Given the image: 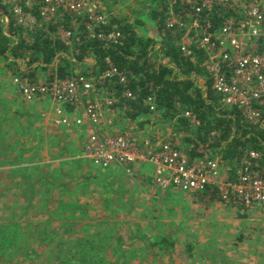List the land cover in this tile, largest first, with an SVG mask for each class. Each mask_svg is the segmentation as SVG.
Instances as JSON below:
<instances>
[{
  "label": "built area",
  "instance_id": "built-area-1",
  "mask_svg": "<svg viewBox=\"0 0 264 264\" xmlns=\"http://www.w3.org/2000/svg\"><path fill=\"white\" fill-rule=\"evenodd\" d=\"M168 2V26L183 27V39L188 40L180 45L182 55L188 58L191 55L190 46L196 45L206 57L211 90L219 97L220 105L237 110L251 125L260 124L258 106L264 103L263 0ZM0 5L8 10L22 29L55 24L59 15H68L70 26L75 29L58 24L53 33L55 39L66 47L80 44L82 37L86 41L98 38L109 45H121V36L117 32L96 33L97 29L107 24L109 16L102 9L99 13L96 5L87 0H0ZM36 6L37 11L29 10ZM176 6L186 12L188 19L184 22L172 15ZM214 16L222 20L217 28H213L209 21ZM83 20L85 24L81 31L84 36L79 31ZM60 55L56 56L52 66L57 65ZM107 64L109 68L100 73L92 67L97 75L90 73L85 76L76 68L73 71L75 76L62 81L46 79L34 82L18 77L13 83L26 103L50 106V115L57 127L90 126L93 130L95 126V132L92 131L86 138L80 158L91 167L102 172H119L125 176L118 175L120 179L139 181L140 178L146 186L157 190L176 189L193 195L212 190L222 205L234 209L237 215L250 217L258 213L264 220V178L253 168L258 153H246L236 177L231 179L216 157L191 160L172 136L160 139L146 132L148 128L140 134L135 133L133 126L127 124L123 110L113 109L120 96L108 94L103 89L113 81L127 85L128 78L113 68L109 61ZM146 87L150 92L156 90L149 84ZM132 96L128 87L123 89V98L131 99ZM146 104L148 119H143L149 126L154 118H162V112L157 107L155 96L149 95ZM69 107L73 110L70 111ZM182 115L190 119L191 124H198L190 112H183ZM109 119H115L121 128L113 129ZM144 167H148L150 172L142 174ZM107 172L104 174L107 175Z\"/></svg>",
  "mask_w": 264,
  "mask_h": 264
},
{
  "label": "trees",
  "instance_id": "trees-1",
  "mask_svg": "<svg viewBox=\"0 0 264 264\" xmlns=\"http://www.w3.org/2000/svg\"><path fill=\"white\" fill-rule=\"evenodd\" d=\"M157 1H160L159 5ZM154 3L160 8L149 16L153 23L154 38L141 37L132 24L109 16L107 24L97 29L96 33L117 32L121 36V45H109L98 38L86 41L82 37L80 44L72 47H66L55 39L53 34L58 24L71 30L75 29L70 26L71 19L68 15H59L55 24H42L38 27L22 29L17 26L8 10L0 5V58L13 64L14 69H18V73L20 68L17 65L23 62L24 67L28 69L26 78L34 82L39 81L36 75L37 69L48 73L47 81H62L75 76L73 71L78 66L87 67L89 71H84L85 76L90 73L97 75L87 63L90 59L95 62L93 66L99 73L109 68L107 64L109 61L113 68L123 72L128 78L127 85L113 81L103 88L108 94L120 96L119 103L113 109L123 110L127 124H138L134 126L136 130H140L143 123L139 121L143 118L148 119L147 97L153 95L156 97L157 107L162 112V124L166 128L172 125L175 135L180 134L184 137V143L192 147L189 153L184 149L191 160L203 158L206 152L217 154L219 164H223L230 178L234 179L243 157L249 151H255L259 157L253 163V168L256 174L264 178V103L258 106L262 120L258 125L249 124L235 109L223 108L219 103V97L211 90L204 53L198 50L196 45H192L191 55L184 58L180 51L185 34L184 28L168 26L167 17L170 16L168 0H154ZM29 10L37 11L38 6ZM172 11V15L181 18L182 22L188 19L184 9L176 6ZM3 19L8 21L7 35L2 31ZM209 21L213 24V28H217L222 20L214 16ZM81 24L79 31L83 29L85 21L83 20ZM81 35L84 36L82 31ZM157 48L160 54L164 53L163 58L158 56ZM60 53L62 55L59 56V62L56 66H52L54 59ZM146 84L156 90L150 92ZM127 87L133 93L131 99L122 97L123 89ZM99 92L100 90L98 94ZM68 109L72 111L73 107ZM183 112H190L198 124H191L190 119L183 117ZM90 128L92 130V127ZM95 130L94 126L92 131ZM212 133L217 136H213ZM76 163L79 164L80 160L70 162L72 166ZM52 182L46 179L43 181L46 185ZM209 195L217 196L211 190L204 194H196V197ZM118 215L117 210L111 212L109 220H112L111 225L121 231L119 222L115 220L118 219ZM122 225L131 227L129 224ZM138 229L136 230L139 231ZM132 238V233L127 235L128 241ZM85 245V241L82 240L79 248H85ZM89 249L93 250L94 247L91 245Z\"/></svg>",
  "mask_w": 264,
  "mask_h": 264
},
{
  "label": "rangeland",
  "instance_id": "rangeland-1",
  "mask_svg": "<svg viewBox=\"0 0 264 264\" xmlns=\"http://www.w3.org/2000/svg\"><path fill=\"white\" fill-rule=\"evenodd\" d=\"M87 1L96 7L99 6L108 16H114L122 22L132 24L139 35L146 33L147 38L155 35L153 23L149 22V16L150 13L160 8L155 5L154 0ZM157 2L159 5L160 1ZM183 41L188 40L182 38V43ZM92 67L91 65L90 69H93ZM38 78L43 80L40 75ZM114 122L115 119L111 120L112 125ZM134 125L138 126V124ZM135 126H133L134 131H137ZM31 139L33 140V137ZM49 148L51 146L47 145L46 151H43L44 145L38 138H34L31 150L28 152L19 150L17 155L6 157L9 158L7 161H3L6 158L2 157L0 168L7 167L6 165L14 168L11 171H0V264H58L59 262L61 264H83V262L84 264H202L203 261L209 263L210 255L190 260L186 253L183 254L188 248L194 249L191 244L182 251H176L173 248L172 255H170L171 251L169 254L171 259H168L169 255L164 247L171 243L174 237L161 238L166 240L163 245L164 241L156 240L161 236L150 233L158 227L157 223H153L151 219L154 189L146 190L142 182L128 183L126 178L120 179L125 177L121 174L120 180L114 179L109 182L108 185L112 186L110 191H103V188L98 186L95 191H90V194H87L88 197H85L90 202L85 206L74 204V201L71 202V197L67 200L68 203L64 204L57 198V192L55 196L53 191L47 192L48 189L41 180L49 177L50 180H60L69 176L64 170L62 172L57 170L54 177L49 175L45 167L49 166L51 161L53 165L58 164L57 160H59L57 157H55L56 161L52 160ZM81 156V154L74 155L72 161L80 160V163L75 165L79 170L82 168L78 173L80 176H88L84 179L92 181L98 179L93 175L96 170L102 174L107 172V170L102 172L96 168L94 170L87 162L80 159ZM68 166L72 165L69 163ZM53 171L51 167L50 172ZM15 179L23 181L24 185L17 187ZM74 190L81 192L83 186H76L64 193L74 194ZM105 195L111 196L107 198V204L104 202ZM144 196L147 197L146 202L143 199ZM33 205L34 213H30L28 210L32 209ZM64 208L71 210L63 214ZM75 210L78 211V215L74 214ZM115 210L119 212L118 219L115 220L119 222L121 231L110 224L112 220L105 219ZM64 215H67L66 218H63ZM144 216L147 218L144 219ZM148 221L152 223L147 229L149 235L142 234L139 229V231L136 230L146 226ZM105 223L109 224L106 231L112 226L109 232L113 230V235L110 236L109 233L102 236L100 234ZM122 224H129L131 227ZM259 224L264 225V223ZM166 230H163V233H166ZM131 233L133 238L128 241L127 235ZM260 238L254 247H243L242 250L239 249L240 252L231 249L227 251V255L237 256L243 264H264V235L262 234ZM82 240L86 245L85 248L80 249L78 247ZM153 242L157 243L152 245ZM91 245L94 247L93 250L89 249ZM201 245L204 246L203 251L209 249L212 251L213 248L218 247V243H201ZM176 247H178L177 244ZM170 248L171 245L166 247V249Z\"/></svg>",
  "mask_w": 264,
  "mask_h": 264
},
{
  "label": "crops",
  "instance_id": "crops-1",
  "mask_svg": "<svg viewBox=\"0 0 264 264\" xmlns=\"http://www.w3.org/2000/svg\"><path fill=\"white\" fill-rule=\"evenodd\" d=\"M167 5L169 6V4ZM97 8L100 13L101 11L99 10H101V8L99 6ZM149 22L152 21L149 19ZM7 23V19L2 21V31L5 35H7ZM145 34L146 33H140L139 36L144 37ZM151 38H154V36ZM87 63L92 66L95 65V62L92 59L87 61ZM17 66L20 68L19 73L17 72L18 69H14L15 66L13 64H9V62L7 63L0 58V162H2V157L10 158L13 155L15 156L18 154L17 152H19V150L20 152L24 150L28 152L31 150V144L34 138H38L45 147L43 151H46L47 145L51 146V148H49L51 151H48L51 154L52 160L56 161L57 159H55V157L59 158V160H57L58 164L53 165V162L51 161L49 163L50 165L45 167L49 175L54 177L57 170L58 172L64 170L65 173L69 174L68 177L60 180H50V177L44 178L48 181H53L47 185L46 183H43L44 179L41 180L47 187V192L53 191L54 196L55 192H57V198L64 204H67V200L71 197V202L74 201V204L85 206L90 202H88L85 197H88L87 194H90V191H95L97 186L103 188V191H110L112 186L108 185L109 182H112L114 179H119L118 175L121 173L109 172L105 175L93 168L96 170L93 175L98 179H95L97 181H92L86 180L88 176H84L86 178L84 179L83 176L78 174L81 172L82 168L79 170L75 166H68L74 155L76 156V154L80 155L82 153L84 141L92 132L90 126L85 128H78L76 126L70 128L57 127L53 124V118L50 115V106L26 103L17 92V87L14 85L13 80L18 77H27L28 69L24 67L23 62ZM77 69L80 74H83L85 70H87V72L89 71L87 67L78 66ZM36 75L43 77V80L48 79V73H43L39 69H37ZM142 122L144 124L140 127V131L137 130L134 132L141 133L144 129L148 128L145 130L146 132L153 133L160 139L172 135L174 141L182 149H186L188 153L192 150L190 144L184 143V137L180 134L175 135L174 127H172V125L169 126V128H166L162 124V118H154L153 121L149 123L151 126H148V122L144 119ZM112 126L115 130L121 128L115 122ZM36 130L40 131L42 134L38 133ZM212 135L215 136L213 133ZM31 137H33V140ZM47 140L49 142H46ZM214 157L217 158V154L206 152V155L203 158H195V160L201 161L205 158L212 159ZM9 158L4 159L3 161H7ZM221 165L226 171L227 168L223 164ZM6 166L7 167L0 168V171H11L14 168L11 165ZM51 167L54 169L53 172H50ZM61 167L65 168L62 169ZM148 172H150L148 167L142 169V174ZM237 172L238 171H236V173ZM142 174L140 173L139 175L143 177ZM90 177L92 179L94 178L93 176ZM14 181L17 187H22L24 185L23 181L17 179ZM127 182L131 183L132 181L127 179ZM143 185L146 190L154 189L152 187H147L145 183ZM76 186H83V191L80 192V190H78L77 192L74 190V194L69 195L64 193V191L71 190ZM87 189L89 191L85 192ZM153 194L154 196L152 195V200L154 206L153 211L151 212L153 213L151 219L153 220V223H157L158 227L154 232L150 233L155 234V236L158 237L161 236L156 238V240H160L161 238H164V236L174 237V240L172 241L174 244L171 242L167 245H171V248L166 249L167 246L164 247L168 255L170 254V251V255H172L173 248H175L176 251H182L183 248H187L189 244H191L194 246V249L188 248L187 252L183 253H186L188 257H190V260H196L197 258L210 255L209 263L203 261L202 264H232V262L233 264H243L240 263V259L237 256L229 257L227 251L235 249V251L240 252L239 249L242 250L243 247H254L261 235H264V225L259 224L264 223V220L260 218L258 213H255L250 217H246L245 215L239 216L234 209L225 208L220 203L217 196L209 195L196 197V195L187 194L176 189L168 191L154 189ZM107 198H111V196L105 195V204H107ZM146 198L147 197L145 196L143 197L145 202ZM45 199L48 200L49 198ZM32 207H34V205L31 206V208ZM65 208L62 210L63 214H66L71 210ZM28 211L34 213L33 208ZM74 214L78 215L79 213L75 210ZM66 216L64 215L63 218H66ZM146 218L147 216H144V219ZM105 219L108 220L109 217L106 216ZM151 224L152 223H149L148 221L146 222V226L139 228L142 234L149 235L147 229ZM257 225L258 227H256ZM108 226L109 224L105 223L101 228L102 232L100 234L102 236L108 235L109 233L110 236L113 235V230L109 232L111 227H109L107 231L105 230ZM165 229L168 231L166 230V233H163V230ZM165 242L166 240L163 242V245ZM201 243H218V247L217 249L213 248L212 251L211 249L203 251L202 248L204 246L201 245ZM176 244L178 247H176ZM170 255L168 259H171Z\"/></svg>",
  "mask_w": 264,
  "mask_h": 264
},
{
  "label": "clouds",
  "instance_id": "clouds-1",
  "mask_svg": "<svg viewBox=\"0 0 264 264\" xmlns=\"http://www.w3.org/2000/svg\"><path fill=\"white\" fill-rule=\"evenodd\" d=\"M156 51H158L159 52V50L158 49H156ZM145 120V119H144ZM143 121V119L141 120V121H139V122H141V123H143L142 122ZM144 124V123H143ZM132 126H134L133 124H132ZM134 129V128H133ZM138 131H140V130H138ZM189 157V156H188ZM218 158V157H217ZM193 160H195V159H193ZM126 179H129V180H131V181H133V182H142V183H144V181L143 180H141L140 178H139V181H136V180H133V179H130V178H126ZM188 194V193H187Z\"/></svg>",
  "mask_w": 264,
  "mask_h": 264
},
{
  "label": "flooded vegetation",
  "instance_id": "flooded-vegetation-1",
  "mask_svg": "<svg viewBox=\"0 0 264 264\" xmlns=\"http://www.w3.org/2000/svg\"><path fill=\"white\" fill-rule=\"evenodd\" d=\"M158 56L160 57V58H163L164 57V53L162 52L161 54L158 52ZM183 56V55H182ZM184 57V56H183ZM185 58V57H184ZM160 61V60H159Z\"/></svg>",
  "mask_w": 264,
  "mask_h": 264
}]
</instances>
